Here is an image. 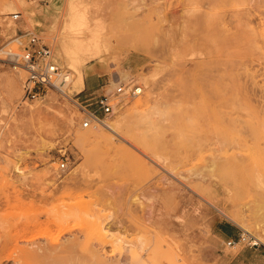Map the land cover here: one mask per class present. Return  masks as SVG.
Instances as JSON below:
<instances>
[{
	"label": "rangeland",
	"instance_id": "obj_1",
	"mask_svg": "<svg viewBox=\"0 0 264 264\" xmlns=\"http://www.w3.org/2000/svg\"><path fill=\"white\" fill-rule=\"evenodd\" d=\"M25 30L72 77L58 49L107 73V91L141 87L116 100V134L86 133L55 92L21 101L25 72L2 50ZM95 42L104 60H84ZM241 213L264 238V0H23L0 14V262L32 235L119 264H264L263 243L215 233H246L228 218Z\"/></svg>",
	"mask_w": 264,
	"mask_h": 264
},
{
	"label": "built area",
	"instance_id": "obj_2",
	"mask_svg": "<svg viewBox=\"0 0 264 264\" xmlns=\"http://www.w3.org/2000/svg\"><path fill=\"white\" fill-rule=\"evenodd\" d=\"M10 18L13 21L21 17L19 12H13ZM17 43V50L8 49L5 59L14 70L20 69L25 72L21 83L23 103L29 101H43L50 91L55 92L58 97L68 99L78 110V126L81 129L102 127L105 121L113 114L117 99L124 95H136L141 92L138 85H118L112 91H107L102 85L99 93L91 92L83 95L81 91L69 97L66 89L70 82L68 70L59 66L54 60L52 49L35 32L20 31L13 38ZM68 157L59 160V169H66ZM243 243L247 246H254L258 243L247 233H241L237 240H229L228 245Z\"/></svg>",
	"mask_w": 264,
	"mask_h": 264
},
{
	"label": "bare ground",
	"instance_id": "obj_3",
	"mask_svg": "<svg viewBox=\"0 0 264 264\" xmlns=\"http://www.w3.org/2000/svg\"><path fill=\"white\" fill-rule=\"evenodd\" d=\"M21 3H23V0H0V5H1L0 14H7L8 9L14 7L15 5H19ZM26 12L29 14L30 17L34 16L33 12H31V11H26ZM2 51L6 52V50H2ZM57 52H58V56L61 57V60H63L64 63L67 64L72 69L73 77L70 75L71 78H69L70 79L69 87L67 86L68 91H73L75 89L82 88V86L84 85L83 84V76H84V74L86 72L85 69L82 68V60H83V58H80V59L79 58H72V59L68 58L67 55H65L64 51L61 50V49H58ZM104 58H105L104 49L102 48L100 43L95 42L94 45H93V52L90 53V54L85 55L84 60H90L91 59L93 61L94 60L103 61ZM54 60L57 62V59L55 57H54ZM19 73L20 72H18V74ZM114 79H115V77H114ZM119 98L122 99L121 97H119ZM121 104L122 103H120V101L117 102V104H116V106L114 108L115 112H117V111H119L121 109ZM92 130H93V128H89V129H87L86 133L93 132ZM95 130H96L97 133L98 132H103L105 130L113 132V133L117 132L116 129H115L114 122H111V121H108V120L105 121V123L103 124L102 127L95 128ZM83 136H85V134ZM81 138L82 137H80V136L77 137V139H81ZM40 174H42V172H40ZM54 180H56V178L55 177L54 178L51 177V179H48L47 182L50 184ZM44 198H47V197L44 196ZM258 210H261V209L259 208V209H257V211ZM228 218L232 222H234L235 224L239 225L242 229H244V232H246L247 234H251L246 229V224H245V219H244L245 215L244 214L241 213L240 215L228 216ZM96 226H98V223H97ZM98 227H97V229H98ZM101 228H104V227H102V226L99 227V230H98L97 234L102 233L101 230H100ZM21 236L19 238H23V239L20 240V242H18V243H21V244L18 245L16 243V240H14L15 242H12V241L10 242L11 244L12 243H14V244L16 243L17 250L12 249V248L15 247L14 245H13L14 247L13 246L10 247L11 249H6V250H11V251L14 250L15 251V252L12 251V252H14V255H12L13 256L12 260H9L12 257L11 256L12 252L11 251H10L11 253L9 251L5 252V254H6L5 257L7 256L6 258L10 262H12V264H119V262H120V261L117 262V260H115V261L113 260L112 261L111 259L104 257L100 253V251L98 249L94 248L91 244L90 245L92 247H89V248L87 247L88 252H87L86 255L77 254L76 251H77V247L79 245V243L77 241H80V240H77V239L67 238L63 242L61 241L62 243L61 242L60 243H56V242L54 243V242H49V241H47L45 239L44 240H38L37 238L36 239L32 238L31 237L32 235H30V238L29 237L25 238L26 235L25 236L21 235ZM33 237H34V235H33ZM253 237H255V236H253ZM139 241H140L139 245L141 246L142 245L141 243L143 241L141 239H139ZM255 241L257 243L261 242L264 245V238H262L260 236L259 237H255ZM3 244H4V246H6V241ZM0 246H2L1 248H4L2 243L0 244ZM7 246H6V248H8L10 246V244H9L8 247ZM1 248H0V251H2ZM3 252L4 251H2V253ZM9 253H10V255H9ZM3 255H4V253H3ZM3 255H0V259H1V256H2V259H3ZM8 256L10 258H8ZM2 261H4V260H2ZM0 264H3V262H0ZM8 264H9V262H8ZM120 264H122V263H120ZM125 264H126V262H125Z\"/></svg>",
	"mask_w": 264,
	"mask_h": 264
},
{
	"label": "crops",
	"instance_id": "obj_4",
	"mask_svg": "<svg viewBox=\"0 0 264 264\" xmlns=\"http://www.w3.org/2000/svg\"><path fill=\"white\" fill-rule=\"evenodd\" d=\"M107 73L98 71L96 69H90L85 72L83 77L84 87L81 92H85L82 95L87 93L95 92L99 93L101 91L102 85L108 81L107 77H105ZM215 233L222 238H228L229 240H237L238 235L235 233L234 229L231 228V225L228 223H222L215 230ZM256 250V248H255Z\"/></svg>",
	"mask_w": 264,
	"mask_h": 264
}]
</instances>
